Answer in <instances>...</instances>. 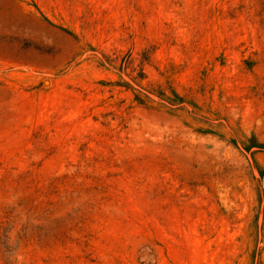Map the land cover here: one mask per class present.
<instances>
[{
    "label": "rangeland",
    "instance_id": "obj_1",
    "mask_svg": "<svg viewBox=\"0 0 264 264\" xmlns=\"http://www.w3.org/2000/svg\"><path fill=\"white\" fill-rule=\"evenodd\" d=\"M0 264H264V0H0Z\"/></svg>",
    "mask_w": 264,
    "mask_h": 264
}]
</instances>
